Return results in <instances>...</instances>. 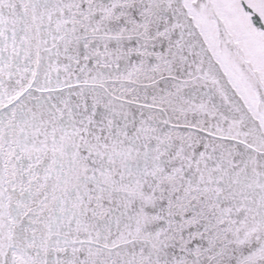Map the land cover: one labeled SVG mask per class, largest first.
Listing matches in <instances>:
<instances>
[{
  "label": "snow or ice",
  "instance_id": "obj_1",
  "mask_svg": "<svg viewBox=\"0 0 264 264\" xmlns=\"http://www.w3.org/2000/svg\"><path fill=\"white\" fill-rule=\"evenodd\" d=\"M0 264H264V0H0Z\"/></svg>",
  "mask_w": 264,
  "mask_h": 264
}]
</instances>
